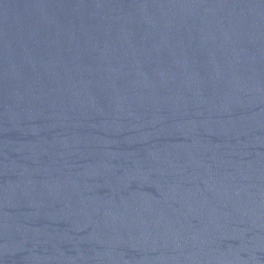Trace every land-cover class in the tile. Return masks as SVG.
<instances>
[{
    "label": "water",
    "instance_id": "95a60500",
    "mask_svg": "<svg viewBox=\"0 0 264 264\" xmlns=\"http://www.w3.org/2000/svg\"><path fill=\"white\" fill-rule=\"evenodd\" d=\"M0 264H264V0H0Z\"/></svg>",
    "mask_w": 264,
    "mask_h": 264
}]
</instances>
